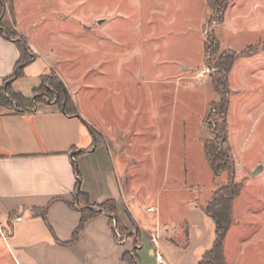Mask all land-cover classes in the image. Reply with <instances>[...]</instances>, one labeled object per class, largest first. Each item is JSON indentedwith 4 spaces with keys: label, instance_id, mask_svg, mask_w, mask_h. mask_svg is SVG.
Returning a JSON list of instances; mask_svg holds the SVG:
<instances>
[{
    "label": "crops",
    "instance_id": "0c3cea01",
    "mask_svg": "<svg viewBox=\"0 0 264 264\" xmlns=\"http://www.w3.org/2000/svg\"><path fill=\"white\" fill-rule=\"evenodd\" d=\"M8 1L5 0L3 10L0 4L2 22L10 20L12 28L25 39L32 54V61L25 65L22 77L14 80L11 88L15 93L31 98L42 85V78L54 72L65 84L79 113V117H71L49 103H39L35 109L25 111L0 105V222L10 226L6 241L13 243L15 263L127 264L123 260L124 256L135 250L140 264H170L160 250L162 218L145 212L153 211L154 206H147L146 203L134 206L133 187L126 193L118 170L132 171L133 167L147 162L158 164L155 158L164 156V173L167 176L170 172L169 157H184L189 149L201 152L200 135L197 134L198 140L191 143L190 148L186 144L189 141L186 129L191 118L194 119L196 115L197 125L201 126L203 108L213 103L207 95L208 78H201L197 73L199 67L204 65V42L196 63L185 59L188 56L186 49L183 56L172 60L166 55L167 51L160 48L164 58L161 65L164 68L156 78L143 77L145 83L159 87L156 90L155 87L145 88L144 95L142 91L137 93V87L130 89L129 119L121 112L122 107L124 110L126 108L125 103L120 105L119 97L114 94L113 111L111 117H107L102 113L103 102L101 104L95 99L103 90L98 88L96 82L87 81L93 70L89 71L82 61L76 63L78 59L73 61L70 55V58L67 55H53L56 48L52 45V39L41 44L35 36L26 37L19 10L14 4L11 7V0ZM206 4L209 9L207 0ZM232 5L226 11L223 25L227 23V12L232 8L236 22L248 21L254 29L261 26L255 22L256 11L253 10L256 3L253 10L247 11L252 12L251 18L237 16L238 8L233 9L237 5ZM81 44L82 47L86 45ZM254 57H240L229 74V82L232 77L235 83L239 80L242 86H247L251 78L243 67L246 63L255 62ZM19 60L20 52L16 44L0 31V92L13 76ZM110 63L107 60L102 65L108 67ZM150 71L142 70L139 74ZM105 73L101 72L102 75ZM136 73L137 70L133 69V74ZM94 84L96 89L93 88ZM180 101L188 109L185 106L180 113V136L178 152L175 153L173 135ZM154 112L156 118L152 116ZM91 122H95L99 133L107 137L104 144L94 146L88 125ZM149 132L162 134L161 150H157L159 156L149 150L146 144H138ZM109 140L113 149L117 150L114 155ZM72 153H76L74 157ZM182 165L181 170L184 171ZM149 170L150 167L146 168V171ZM78 174L81 179L79 185ZM78 191L84 194L82 199ZM107 201L115 202L118 221L123 227L133 230L135 236L121 241L116 235L112 219L103 212L89 219L78 240L71 243L80 226L81 208L86 203L93 206ZM43 210H46L45 216L41 213ZM168 224L173 226L172 222ZM165 235L172 236L171 233ZM133 239L137 240L138 247H135ZM167 244L172 253L183 252L172 242ZM158 254L162 257L161 262L157 259ZM176 264L188 263L178 260ZM191 264H195V259H192Z\"/></svg>",
    "mask_w": 264,
    "mask_h": 264
},
{
    "label": "rangeland",
    "instance_id": "374dc122",
    "mask_svg": "<svg viewBox=\"0 0 264 264\" xmlns=\"http://www.w3.org/2000/svg\"><path fill=\"white\" fill-rule=\"evenodd\" d=\"M255 3L256 10L253 6ZM13 4L19 10L26 37L35 36L41 44L52 39V45L56 48L53 55H70L73 61L78 59L76 63L82 61L89 71L93 70L87 81L96 82L98 88L103 90L95 99L101 104L103 102L102 113L107 117H111L113 111L114 94L119 97L120 105L125 103L126 108L124 110L122 107L121 112L129 119L130 89L137 87V93L142 91L144 95L145 88L155 87L156 90L159 87L145 83L143 77H158L160 70L164 68L161 65L164 49L172 60L183 56L186 49L188 56L185 59L196 63L200 58L202 41L205 43L207 33L210 32L221 41L223 46L221 45L220 51L241 52L253 46L254 53L251 56H255V62L246 63L243 67L250 74L248 85L242 86L239 80L235 83L232 77L229 82L233 91L230 94L227 136L231 155L235 160V181L243 185V190L233 205L234 223L226 238L225 257L226 264H264V0L230 2L232 6L237 5L233 7L238 8L237 16L251 18L252 12L247 11L254 9L255 22L261 25L257 29L251 27L248 21L236 22L232 8L227 12L225 25L212 23L208 26L212 12L207 8L206 0H11V7ZM101 20L102 24H99ZM1 25L6 31L12 32L9 19L4 20ZM101 39L104 40L103 43L100 42ZM81 42L86 45L82 47ZM82 48H85L84 51H81ZM203 53L204 65L199 67L197 73L201 78H208L207 95L210 101L216 102L218 95L210 78L215 72L204 77L200 75L201 70L209 66L210 62L213 65V57L207 55L205 50ZM107 60L111 63L105 67L102 62ZM133 69L137 70L136 74H133ZM142 70L151 71L141 75L139 73ZM101 72L106 73L102 75ZM54 74L56 73L53 72L52 75ZM95 87L94 84L93 88ZM9 90L14 92L11 87ZM45 91L46 87L41 85L34 92L39 93L38 98L46 101L42 96ZM123 95H126L125 101ZM152 102L156 103L154 100ZM10 106L17 109L14 101ZM185 106L180 101L173 135L175 153L178 152L180 113ZM185 108L188 109L187 106ZM209 108L210 105L201 112V126L197 125L196 115L194 119L191 118L186 129L189 132L186 144L190 148L191 143L198 140L197 134L200 135L201 152L189 149L184 157H169V175L164 173V156L155 158L158 164L147 162L133 167L132 171L118 170L126 193L133 187L134 206L139 207L142 203L154 206L153 211L145 212L162 218L160 250L170 264H176L178 260L191 264L192 259L197 264L215 239L214 221L199 207L205 205L216 185L225 184L228 179L226 174L214 175L204 155L203 141L214 138L212 130L218 135L221 125L220 117L212 116ZM152 116L155 117L156 113ZM94 123L88 124L90 131L107 141V137L99 133ZM161 137L160 133L156 135L149 132L138 144H146L149 150L158 154L160 152L157 150H161ZM109 141L114 155L117 150L113 149L112 142ZM164 148L163 146L162 151ZM181 164H184V171L181 170ZM259 166L261 172L254 175L253 172ZM149 167L150 170L146 171ZM112 222L121 241L135 236L133 230L125 226L121 229L115 220ZM170 222L175 227L174 232L168 224ZM170 233L173 240L165 235ZM9 234L10 226L0 222V264H16L12 252L13 243L6 241ZM167 242H172L173 246L183 252L172 253Z\"/></svg>",
    "mask_w": 264,
    "mask_h": 264
},
{
    "label": "trees",
    "instance_id": "16d2710c",
    "mask_svg": "<svg viewBox=\"0 0 264 264\" xmlns=\"http://www.w3.org/2000/svg\"><path fill=\"white\" fill-rule=\"evenodd\" d=\"M231 0H208L209 10L212 12L208 26L212 23L215 25H223L225 14L229 7ZM2 10L5 7V0H0ZM2 18L0 17V31L1 34L8 39L12 40L19 52L20 60L16 65L13 76L6 81L4 89L0 92V105L10 106L11 102H15V106L19 111L32 110L39 103L54 104L59 107L62 113L71 117H79L77 107L68 92L63 81L56 75H50L42 78V87H46V91L42 96L46 101L38 98L39 93L31 98H26L21 94L11 92L9 88L14 80L22 77L23 68L25 65L32 61L31 49L25 39L17 33L14 29L12 32L6 31L2 27ZM253 46L247 47L241 52L223 50L220 51L221 42L218 37L213 33H207V38L204 43V50L210 57H213V68L215 73L210 75L213 88L218 95V100L210 104V113L212 116L220 117L221 125L216 131L212 130L214 138H207L203 141V150L206 161L210 170L216 176L226 174L228 181L222 185H216L215 190L205 203L200 206V210L210 217L215 224V239L211 248L203 255L198 264H226L225 257V243L228 232L234 223L233 219V205L237 198L240 197L243 185L235 181L236 166L235 160L231 155L230 145L228 141V110L230 106L231 89L229 86V74L235 62L240 57H248L253 55ZM211 65V62L210 64ZM43 98V99H44ZM93 137L94 146L104 144V139L96 132H91ZM78 173V170H76ZM80 175L78 174L77 185L80 184ZM80 199L84 194L78 191ZM106 213L112 221L115 220L118 227L123 229V226L118 221L116 216V204L114 201H107L101 205H86L81 208V222L77 231L74 233L71 243H75L80 233L83 230L85 223L100 213ZM42 215L45 216L46 210H43ZM138 239V238H137ZM173 240V238H171ZM138 247L137 241L134 243ZM189 246V245H188ZM135 251V250H134ZM124 262L127 264H140L135 252L127 253L124 256Z\"/></svg>",
    "mask_w": 264,
    "mask_h": 264
},
{
    "label": "built area",
    "instance_id": "2783aa9c",
    "mask_svg": "<svg viewBox=\"0 0 264 264\" xmlns=\"http://www.w3.org/2000/svg\"><path fill=\"white\" fill-rule=\"evenodd\" d=\"M211 72H215V69L213 68V66L209 65V66H207V67H205V68H203V69L201 70L200 75H201L202 77H204V76H206V75H209ZM115 231H116V230H115ZM116 235H117V237H118V233H117V232H116ZM153 240L156 241L155 238H153ZM157 259L161 262L162 257L158 254Z\"/></svg>",
    "mask_w": 264,
    "mask_h": 264
},
{
    "label": "water",
    "instance_id": "95a60500",
    "mask_svg": "<svg viewBox=\"0 0 264 264\" xmlns=\"http://www.w3.org/2000/svg\"><path fill=\"white\" fill-rule=\"evenodd\" d=\"M101 23H102V20L99 21V24H101ZM79 152H80V151H79ZM75 154H76V153H72L71 156L74 157ZM259 172H261V166H259V167L253 172V174L256 175V174H258Z\"/></svg>",
    "mask_w": 264,
    "mask_h": 264
}]
</instances>
